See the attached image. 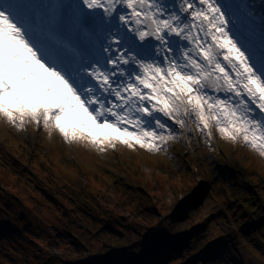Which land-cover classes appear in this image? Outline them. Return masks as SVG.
I'll use <instances>...</instances> for the list:
<instances>
[{
	"label": "snow or ice",
	"instance_id": "1",
	"mask_svg": "<svg viewBox=\"0 0 264 264\" xmlns=\"http://www.w3.org/2000/svg\"><path fill=\"white\" fill-rule=\"evenodd\" d=\"M74 7L80 27L103 29L100 55L67 59L36 36L27 0H0V116L9 124L99 151L160 152L186 131H215L264 156V35L250 50L220 0Z\"/></svg>",
	"mask_w": 264,
	"mask_h": 264
},
{
	"label": "rangeland",
	"instance_id": "2",
	"mask_svg": "<svg viewBox=\"0 0 264 264\" xmlns=\"http://www.w3.org/2000/svg\"><path fill=\"white\" fill-rule=\"evenodd\" d=\"M226 1L233 14L230 20L238 27H255L264 35V0ZM174 128L178 134L183 131ZM244 146L215 131L208 139L189 130L160 152L123 144L99 151L91 145H68L58 134L49 136L34 124L18 129L0 116V174H7L11 185L4 182L3 186L0 181V250L10 251L9 256L0 253L4 259L0 264L23 263L19 252L27 249L33 260V250H45L48 242L43 229L34 224L29 228L36 233L35 244L13 230L25 225L19 213L22 207H30L32 199L23 198L21 192L14 200L11 190L48 186L51 192L67 196L77 188L76 177L78 185L88 187L83 191L95 207L88 206L110 215L115 227H119L118 218L129 231L135 228L141 232V221L156 216L163 226L187 230L189 238L195 236L193 247L185 248L181 255V264H198L199 259L203 260L199 264H264V156ZM95 163L98 165L93 168ZM73 166L80 174L72 171ZM10 173L18 178L10 177ZM19 194L24 201L19 200ZM36 206L38 217L50 222L49 231L55 233L62 221L49 208ZM180 216L184 217L178 223ZM243 228L242 236L239 229ZM59 239L66 241L61 234ZM54 246L50 244L45 251L54 255ZM212 247V256L205 255Z\"/></svg>",
	"mask_w": 264,
	"mask_h": 264
},
{
	"label": "trees",
	"instance_id": "3",
	"mask_svg": "<svg viewBox=\"0 0 264 264\" xmlns=\"http://www.w3.org/2000/svg\"><path fill=\"white\" fill-rule=\"evenodd\" d=\"M85 165L90 166V164ZM96 165L98 163H95L93 168H96ZM78 169V167L73 166L72 171L80 174ZM6 175L0 174V181L3 186L4 182L10 185V179ZM10 177L18 178L13 173H10ZM19 179L21 180L20 176ZM75 179L74 184L77 188L73 187L72 192L67 196L61 195L59 192L56 193L55 190L51 192L48 186L41 188L34 185L30 187L31 193H29L30 190H27L29 188H22V190L19 189L15 192L11 190L16 197L14 200H17V193L21 192L25 196L23 198L32 199L30 207H22L23 209L19 213V220L25 221V225L18 230H13L17 234L19 231L27 236L29 241L35 244L37 243L35 241L36 233L29 228L34 224L40 230L43 229L48 236V242L43 248L46 250L50 244L55 245L54 255L41 248L33 250L35 252L33 260L29 259L28 256L30 250L19 252V256L23 255L24 258L21 264H169L170 262L181 264L178 261L181 259V255L185 253V248L193 247L195 244L196 237L189 238L187 230L179 232L176 231L177 228L172 226L167 227L166 225L165 227L163 222H160V218L156 216L149 221H141L144 227L141 232L136 231L135 228L129 231L127 224H122L118 218L116 223L119 224V227H115L113 224L115 221L110 215H106L104 211L100 212L98 209L95 211L88 206L93 205V201L89 199V194H85L83 191L88 187H85L84 183L78 185L79 180L77 177ZM6 190L8 191L7 187ZM81 195L86 196L87 200L85 201ZM19 200L24 201L20 194ZM36 204L49 208L62 221V226L55 233L51 234L49 231L50 222L46 221L44 217H38L35 210L39 207H34ZM27 214L29 218H27ZM183 217H178L177 222L180 223ZM157 221L159 223H156ZM244 231V228L239 229L242 236ZM57 233L64 236L66 241L61 242ZM160 233L163 236L159 237ZM179 236L182 238L173 240ZM213 249L214 247L207 249L205 255L212 256ZM0 253L3 256L10 255L9 250L6 252L0 250ZM57 253L59 254L57 255ZM3 260L0 254V262ZM198 261L203 260L199 259ZM10 262L12 264L13 261ZM199 262L197 263L199 264Z\"/></svg>",
	"mask_w": 264,
	"mask_h": 264
},
{
	"label": "bare ground",
	"instance_id": "4",
	"mask_svg": "<svg viewBox=\"0 0 264 264\" xmlns=\"http://www.w3.org/2000/svg\"><path fill=\"white\" fill-rule=\"evenodd\" d=\"M77 2V0H74L73 1V3H72V5H73V9H76L75 7H74V5H75V3ZM94 31H97L96 33H102L103 35H104V31H103V29L102 28H99V27H97L96 29H93ZM93 30H89V29H87V32H86V40H88V38L87 37H90L91 35H89V33L90 34H92V31ZM95 37L97 38V37H101V36H94V40H95Z\"/></svg>",
	"mask_w": 264,
	"mask_h": 264
}]
</instances>
